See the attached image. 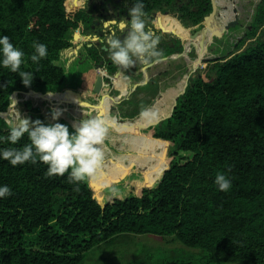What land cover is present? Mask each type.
<instances>
[{
    "label": "trees",
    "instance_id": "1",
    "mask_svg": "<svg viewBox=\"0 0 264 264\" xmlns=\"http://www.w3.org/2000/svg\"><path fill=\"white\" fill-rule=\"evenodd\" d=\"M82 1L0 0V34L25 52L20 70L33 72L25 86L18 72L0 67V113L12 108L15 93L30 90H79L74 99L95 106L109 96L118 67L103 63V50L76 39V31L85 35L92 20ZM126 1L132 6V0ZM260 1L240 0V15L253 13ZM214 2L223 23L229 22L232 0ZM144 3L146 27L155 24L185 39L213 11L212 0ZM177 13L187 31L166 17ZM263 21L264 0L248 35ZM179 39L165 56L180 51ZM33 41L47 45L38 63L31 60ZM240 48L211 60L203 75L188 76L163 94L160 109L147 115L170 113L189 81L163 124L150 125L149 116L128 124L114 118L110 126L122 138L113 146L142 141L146 153L123 156L106 146L113 135L109 129L92 174L94 187L85 179L77 189L67 173L46 176L43 162L13 166L0 159V184L12 189L0 198V264H84L92 251L131 235L174 237L199 251L177 258L142 253L134 264H264V39ZM7 115L14 125L22 118L17 111ZM79 122L70 120V132ZM9 129L0 117V135ZM27 142L25 134L15 146ZM8 145L0 142V147ZM137 164L140 169L132 173ZM218 172L231 180L227 191L214 183Z\"/></svg>",
    "mask_w": 264,
    "mask_h": 264
},
{
    "label": "rangeland",
    "instance_id": "2",
    "mask_svg": "<svg viewBox=\"0 0 264 264\" xmlns=\"http://www.w3.org/2000/svg\"><path fill=\"white\" fill-rule=\"evenodd\" d=\"M124 1L125 7L123 6ZM124 1L122 2V11L125 12L128 11L131 5L126 0ZM237 3L240 14V0H237ZM262 3L263 0L259 2L256 8H254L253 13H246L242 16L240 15L241 18L239 20V25L228 30L222 38L214 37L213 39H210L209 33H204V30L207 29L205 20L203 23L189 29V39L177 36L171 31L164 32L162 28L155 26V24L149 25V27L147 26V28L151 29L155 34L157 33L156 35L160 37L158 47L162 50L163 55L168 50L177 47V37L180 38V51L173 52L168 56L164 55L165 58L163 60L147 67L137 64V66L133 67L132 71L119 67L116 73L115 86L111 90L109 97L107 96L103 101L104 109L114 106V113L118 115V121L123 124L136 123L139 119L149 116L147 115L148 113L152 114L151 112H154L155 114L158 107L153 106V102L158 98L160 99L167 89L180 84L182 80L188 76L190 78H195L198 75L204 74L209 62L202 64L200 63V59L225 57L238 49V45H241L240 49L243 50L250 44L264 39V21L258 24L254 35H248V33L252 31V25L256 21L258 9ZM177 15L179 14H169L166 17L174 19L186 30V26L181 22V19ZM233 15L234 13H232L229 21L234 18ZM212 19V27L223 28L226 24L223 23V19L218 12L215 13ZM76 32L79 33V30ZM171 34L174 35L172 38ZM85 37L86 36L82 37L80 40V42H83L82 44H84V41H87V38ZM204 49H206V51H203ZM188 60L196 63L198 66H188ZM78 91L79 90H72V92L69 93L67 90H61L56 94H43V96L49 95L48 99L43 98V96H37L38 92H34L33 94H30L29 92L15 93L12 97V108L7 113L17 111L22 115V118H29L30 120H34V116L37 117L36 115L41 114L50 123H55L56 121L52 120V112L54 110H60L62 111V114L59 116L58 120H65L67 125L71 127V119H88L91 118L92 115L97 117V109L95 105L81 103L78 99H74V96H78ZM64 96H69L70 101L63 100L62 97ZM40 99H43V101H39ZM35 108H38L40 112H33L32 110ZM69 112L71 113V119L68 118ZM165 116L166 115H155L149 117L151 119L153 118L151 123H156L160 118ZM104 117H106V121L109 125L113 123L112 120L114 118L111 117V119L106 113L104 114ZM9 120L11 122V119ZM115 120L117 121V119ZM164 122L165 120L160 122V125ZM144 128L145 127H140L141 130ZM109 129L111 128L109 127ZM111 131L113 135L105 142L106 146L120 150V154H123V156L146 153L144 151H146L145 149L147 147L145 148L144 142L142 141L132 143L131 145L123 144L122 146L118 143L113 146L114 143L122 138V135L114 129H111ZM106 162L107 164L110 163L109 161ZM139 169L140 166L137 164L131 172H137ZM104 172L107 173V168L104 169ZM119 174L122 175L124 173L120 172ZM86 180L91 187H94L92 182L93 175L86 178ZM98 182L106 183L107 180L104 182V180L100 178ZM116 182H111L108 187H112ZM142 253L154 255L161 253L168 257L177 258L180 254L183 256L190 254L196 256L199 254V251L184 246L174 237L131 235L119 240L111 248L103 246L92 251L84 264H134L135 261L143 259L144 255H142Z\"/></svg>",
    "mask_w": 264,
    "mask_h": 264
},
{
    "label": "clouds",
    "instance_id": "3",
    "mask_svg": "<svg viewBox=\"0 0 264 264\" xmlns=\"http://www.w3.org/2000/svg\"><path fill=\"white\" fill-rule=\"evenodd\" d=\"M128 17L130 19L122 16L103 23L105 35L102 40L111 63L127 69L137 64L147 67L163 60L165 57L158 47L160 37L146 27L144 0H132ZM33 49V62L38 63L46 57L45 43L33 41ZM24 57L22 48L14 45L8 35L0 34V67L18 72L22 83L29 86L33 72L20 70V66L25 63ZM61 114L60 110L52 112L55 123L22 118L10 127L6 136L0 135V142H9L7 147H0V159L13 166L25 162H43L47 165L46 176L67 173L69 182L75 183L78 189L79 182L90 177L101 161V145L104 144L109 127L103 118L91 117L74 124V130L70 132L68 125L58 122ZM25 134L29 142L15 146ZM214 183L223 191L231 186V180L224 172L215 175ZM11 194L9 185L0 184V198Z\"/></svg>",
    "mask_w": 264,
    "mask_h": 264
},
{
    "label": "flooded vegetation",
    "instance_id": "4",
    "mask_svg": "<svg viewBox=\"0 0 264 264\" xmlns=\"http://www.w3.org/2000/svg\"><path fill=\"white\" fill-rule=\"evenodd\" d=\"M123 1L124 0H83L84 9L89 17L92 18V20L90 28L85 35H82L81 31L79 30L80 35L82 37L86 36L85 38H87V41H84V44L88 45L89 47L94 46L103 50L105 53L103 63L108 66H116L118 69L119 66L111 63L109 60L107 49H105L103 44L102 37L105 35L103 23L113 18L118 19L122 16L130 19V17H128V11H122ZM123 4L125 7V1ZM98 36L101 38L98 39ZM133 67L135 66H130L127 69L132 71Z\"/></svg>",
    "mask_w": 264,
    "mask_h": 264
},
{
    "label": "water",
    "instance_id": "5",
    "mask_svg": "<svg viewBox=\"0 0 264 264\" xmlns=\"http://www.w3.org/2000/svg\"><path fill=\"white\" fill-rule=\"evenodd\" d=\"M212 6H213L212 13L208 17L205 18V21H206V24H207V29L204 30V33L208 32L210 39H213L214 37H216V38H222L224 36V34L228 30H230L232 28H235L237 25H239V18L236 15L231 21L227 22L223 28L212 27V20H213L212 17L216 13V6H215L214 0H212ZM75 37H76V39H79L82 36L79 33H77L75 35ZM203 51H206V49H204ZM211 60H213V59H200V63H202V64L208 63ZM116 76H117V74H116ZM187 85H188V83H187ZM187 85H186V87H187ZM186 87L176 97L175 103H174V106H173V109L171 110V112L168 113L165 117L160 118L158 122H156V123H150V125H154V126L160 125V122H163L164 120L170 118L173 115V111H174V109L176 107L177 100H178V98L182 94H184V92L186 90ZM29 93L30 94H33L34 91L33 90H30ZM37 94L43 96V94L41 92H38ZM158 101H159V98L153 102V106H156V107H158V109H160V105H159ZM11 106L12 105H10V107ZM96 109H97V117L103 118L105 120L106 124L108 125V127H110L112 129V127L107 123L106 117H104V114L106 113V115L108 114L110 117L115 118V119H118V115L114 113L115 107L114 106H110L109 108H107L108 110L107 109H104V105H103V101H102L99 105H96ZM7 114H8L7 112L0 113V117L3 118L9 124L10 127H12L14 124H12L10 122L9 117H8L9 115H7ZM4 115H6V116H4ZM68 118H70V115L69 114H68ZM61 121H62V119H60L58 122L61 123Z\"/></svg>",
    "mask_w": 264,
    "mask_h": 264
},
{
    "label": "bare ground",
    "instance_id": "6",
    "mask_svg": "<svg viewBox=\"0 0 264 264\" xmlns=\"http://www.w3.org/2000/svg\"><path fill=\"white\" fill-rule=\"evenodd\" d=\"M232 10H233V13H234V15H233V17H235L236 15L238 16V18H239V20H240V14H239V11H238V3H237V0H232ZM236 12V13H235ZM165 63V62H164ZM192 65H194V66H198L196 63H193L192 61H190V60H188V66H192ZM123 73V72H122ZM156 73V72H155ZM126 76V75H125ZM146 80V79H145ZM179 85V84H178ZM178 85H176L175 87H173V88H169V89H167L166 90V92L167 91H169V90H171V89H174V88H176ZM128 87V86H127ZM127 89V88H126ZM133 90V89H132ZM135 90V89H134ZM131 91V90H130ZM165 92V93H166ZM164 93V94H165ZM37 96H41V95H38L37 94ZM16 98V97H15ZM43 98H47L48 99V97H45V96H43ZM39 101H43V99H40ZM67 101V100H66ZM57 104H59V103H57ZM103 105H104V103H103ZM55 107V106H54ZM65 108V107H64ZM67 108V107H66ZM58 109V108H57ZM71 109V108H70ZM77 109V108H76ZM69 110V109H68ZM78 110V109H77ZM70 111V110H69ZM25 112V111H24ZM62 112V111H61ZM70 116H71V113L69 112L68 113ZM92 117H94V115H92ZM71 119V118H70ZM72 121H81V120H79V119H71ZM117 121H118V119H117ZM12 122V121H11Z\"/></svg>",
    "mask_w": 264,
    "mask_h": 264
},
{
    "label": "crops",
    "instance_id": "7",
    "mask_svg": "<svg viewBox=\"0 0 264 264\" xmlns=\"http://www.w3.org/2000/svg\"><path fill=\"white\" fill-rule=\"evenodd\" d=\"M59 121V120H58Z\"/></svg>",
    "mask_w": 264,
    "mask_h": 264
}]
</instances>
